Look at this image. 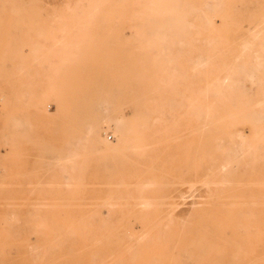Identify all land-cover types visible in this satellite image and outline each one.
<instances>
[{
  "label": "rangeland",
  "instance_id": "1",
  "mask_svg": "<svg viewBox=\"0 0 264 264\" xmlns=\"http://www.w3.org/2000/svg\"><path fill=\"white\" fill-rule=\"evenodd\" d=\"M107 1L0 0V264H264V0ZM137 33L157 104L107 97Z\"/></svg>",
  "mask_w": 264,
  "mask_h": 264
},
{
  "label": "bare ground",
  "instance_id": "2",
  "mask_svg": "<svg viewBox=\"0 0 264 264\" xmlns=\"http://www.w3.org/2000/svg\"><path fill=\"white\" fill-rule=\"evenodd\" d=\"M140 1L141 0H109L106 2L105 6H107L109 8L118 7L120 12H121V17L123 19L122 22H124L125 24H129V22H131L129 18H133L134 21L139 23V24L142 22L145 24H149L150 21L152 23H155L156 25H153V26L148 25L147 28L143 32L144 37L149 42L151 39H158L159 40V38L160 39L166 38V35H169L168 31H170L172 28L171 25L175 22H179L180 20H181L180 22H182V20L184 19L182 17L180 10L175 8V6H179L180 1H179V4H172L171 1H173V0H144V1H148L147 7H143L141 5ZM161 15L164 16L163 19L157 18ZM147 16H153V18L147 19ZM125 27H124V29H122V30H124L122 32L124 34L126 32ZM126 30H128V28ZM122 33H121V35L124 36V34H122ZM132 35H133V37L130 40H125V41L123 40L124 46L126 47V50L122 49L123 55H122L120 70H121V76L123 78L122 77L120 78L122 81L120 82L121 84L119 83L121 89L119 90V93L117 96H115L114 94H112V95L108 94L107 97L112 101H116V100L122 101V99L126 100V98H128V96H129V94H132L134 101H137L138 103L144 102V101H149V102H153V103L157 104V102L159 100L160 101L162 100L161 92L159 91V89L153 91L152 89H150L149 86H147L145 84H139V83H144V81L142 79H140L139 75L136 77L132 73V71H133L132 65L133 64L141 65V63H142L145 65L153 66V64L154 65H156L157 63L159 64L160 61L165 59L164 53L163 54L159 53L157 56H153L154 53H150V52H146V54L143 53L141 51L142 42L139 41V36H138L139 33L132 34ZM172 35H175V34L173 33ZM134 37L136 38V40L134 39ZM124 50H125V52H124ZM254 55H256V54L254 53ZM261 55H263V54H261ZM260 62L263 63L262 61H260ZM113 67H117L115 63L112 64V68ZM114 69L113 70L111 69L112 73H114L116 71ZM118 70H119V68H118ZM252 72H254V71H252ZM253 74H255V73H253ZM114 78H116V77H114ZM111 80H113V79H111ZM82 88H83V86H82ZM242 94H243V92H242ZM244 97H245V95H244ZM260 98H262V95ZM244 100H245V102L249 101V100L251 101L252 98L250 96H247V99L244 98ZM163 101H165V99ZM152 108H156V107H152ZM220 123H221V121H220ZM244 143H245V140H244ZM248 147L250 148V146H248ZM249 148H247V149H249ZM246 151L247 150H244V152L243 151H241V152L245 153ZM242 155H245V154H242Z\"/></svg>",
  "mask_w": 264,
  "mask_h": 264
}]
</instances>
